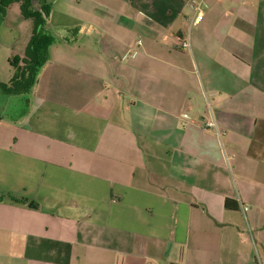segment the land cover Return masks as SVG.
I'll list each match as a JSON object with an SVG mask.
<instances>
[{"label": "crops", "instance_id": "1", "mask_svg": "<svg viewBox=\"0 0 264 264\" xmlns=\"http://www.w3.org/2000/svg\"><path fill=\"white\" fill-rule=\"evenodd\" d=\"M2 2L10 84L33 20ZM46 4L49 61L0 107L26 98L0 114V264H264V0Z\"/></svg>", "mask_w": 264, "mask_h": 264}, {"label": "trees", "instance_id": "2", "mask_svg": "<svg viewBox=\"0 0 264 264\" xmlns=\"http://www.w3.org/2000/svg\"><path fill=\"white\" fill-rule=\"evenodd\" d=\"M18 1L21 3L22 17L33 20V31L26 47L24 57H15L11 61L12 80L10 84H0L3 93L13 95L30 94L38 82L41 69L49 61V47L54 43L52 37L44 33L45 18L50 12L46 0L41 2L39 10L34 9L35 0H3L4 7ZM10 201L18 202V198L9 196ZM4 199L0 198V202Z\"/></svg>", "mask_w": 264, "mask_h": 264}, {"label": "rangeland", "instance_id": "3", "mask_svg": "<svg viewBox=\"0 0 264 264\" xmlns=\"http://www.w3.org/2000/svg\"><path fill=\"white\" fill-rule=\"evenodd\" d=\"M35 5L37 6H39V4H37V2L35 3ZM58 19V18H57ZM17 22H18V24H22V30H23V27H25L24 28V30H23V34H25L24 33V31H26V29L29 31V33H30V31H31V27H30V24H31V22H32V19L30 20V19H25V18H23V19H19V20H17ZM7 24H15V20H14V18H11V16H9L8 17V21H7ZM16 25V24H15ZM191 42V41H190ZM191 48H192V45H191ZM57 59H59V60H61V58L60 57H58ZM5 75L7 76V74L3 71V69H2V67L0 66V78L1 79H3L4 77H5ZM24 98V97H23ZM22 97H20V99H19V101L16 103V104H14L13 106H11L9 109H7L8 111H6V112H2V113H0L1 115H2V118L3 119H10V117L11 118H13V117H15V115H20L21 114V112L23 111V109H24V105H25V99L26 98H24L23 99ZM23 99V100H22ZM6 103H8L7 102V97H6V95L4 94V93H0V107H2V106H4Z\"/></svg>", "mask_w": 264, "mask_h": 264}, {"label": "built area", "instance_id": "4", "mask_svg": "<svg viewBox=\"0 0 264 264\" xmlns=\"http://www.w3.org/2000/svg\"><path fill=\"white\" fill-rule=\"evenodd\" d=\"M194 8H195V13H194L191 25L192 26H198L201 24L203 17H204V14H203L202 7H201L200 3H198ZM137 43L141 44V41H138ZM179 47L183 50H189L190 51L191 50L190 40L188 38L185 40H180ZM203 126L205 129L212 130V131L216 132L218 135L221 134V131L218 127V124L212 116L207 118L204 121Z\"/></svg>", "mask_w": 264, "mask_h": 264}]
</instances>
